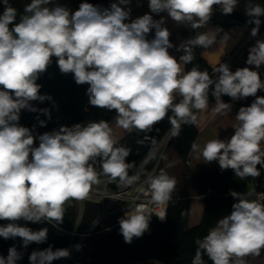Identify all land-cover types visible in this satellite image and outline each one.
Segmentation results:
<instances>
[{
    "label": "clouds",
    "instance_id": "clouds-1",
    "mask_svg": "<svg viewBox=\"0 0 264 264\" xmlns=\"http://www.w3.org/2000/svg\"><path fill=\"white\" fill-rule=\"evenodd\" d=\"M0 14V237L20 238L23 247L44 243L48 229L32 230L19 221L31 223L63 222L65 203L84 200L98 185L103 175L109 182L127 187L140 179L129 175L133 163L126 162L130 150L118 146L110 122L60 126L51 132L34 135L19 123L22 110L39 112L51 119L50 110L38 109L33 101L51 100L42 95L39 77L52 64L53 58L62 74H73L77 85L87 84L86 95L91 106L116 113L115 124L126 130H150L168 117L174 128L181 123L195 124L196 111L209 108V95L214 98L212 112L225 115L232 101L254 97L235 114L234 134L227 139H211L193 149L204 163L218 162L221 171L231 169L240 179L258 177L264 168V80L258 69L264 65V39L256 40L248 50L246 67L232 71L221 63L208 71L193 66L184 72L181 64L191 63L195 47L208 48L222 29H208L183 41L179 46L170 40L165 17L196 30L206 27L218 6L230 15L238 0H148L149 13L132 19L131 0H115L104 8L83 0L75 11L55 0H31L17 20V9L2 0ZM51 5V6H50ZM249 23L256 37L264 16L260 4H246ZM11 25V27H10ZM154 30L152 39L148 36ZM225 36H228L227 33ZM176 47L184 54L177 59L169 49ZM250 66V67H249ZM176 94L181 97L177 103ZM171 111L172 116H168ZM46 126L45 120H39ZM39 140L38 146L35 141ZM99 159L102 172L94 167ZM258 165L260 166L258 168ZM146 201L135 202L118 219L125 243L149 230L154 205L165 206L175 189V177L161 170L145 180ZM234 199L230 214L217 221L202 239L197 238L193 264H203L201 252L212 264H248L247 257H259L264 251V193L231 192ZM155 216L162 222L164 212ZM80 250V245L75 246ZM69 249L53 250L51 246L34 250L29 264H52L68 258ZM22 254L15 246L0 264H17Z\"/></svg>",
    "mask_w": 264,
    "mask_h": 264
},
{
    "label": "trees",
    "instance_id": "trees-1",
    "mask_svg": "<svg viewBox=\"0 0 264 264\" xmlns=\"http://www.w3.org/2000/svg\"><path fill=\"white\" fill-rule=\"evenodd\" d=\"M106 2L107 0H90V3L101 7H104ZM2 7L3 2L0 0V9ZM158 16L153 14L154 19H157ZM249 19L246 11L234 10L232 14L226 16L221 24L220 29L222 31L218 33V37L224 36L228 28L236 23H245L249 27V31H251L255 25L249 23ZM260 19L262 22L259 34H264V16H261ZM153 36L154 30L149 34L148 39H152ZM187 39L189 37H186L183 41ZM170 40L173 43V34L170 35ZM201 52L202 47L193 48L192 55L194 59L191 63L185 65V72L190 71L193 66H198L199 70L208 71L210 77L214 79L215 73H213V69L215 67H212L207 62ZM183 54L180 51V56ZM260 75L261 79L264 80L263 75L261 73ZM37 83L42 86L40 89L41 94L48 95L52 99L44 102L33 101L32 104L38 109H49L51 119L39 112L22 110L19 123L30 129L35 126L34 135L38 136L45 132H51L54 129H59L62 125L71 127L77 123L87 124L92 121H108L115 114L114 111L89 105L88 96L86 95L89 85H77L73 74H62L55 62V58H53V62L47 71L39 77ZM257 95L264 96V91H259ZM180 99L181 97L177 96L175 102L178 103ZM222 99L232 101L226 95ZM253 99L254 97H249L234 102L247 106ZM209 100H214L211 94L209 95ZM168 116H172L171 111H169ZM39 120H45L46 126H40ZM172 128L173 125L169 122L168 117H165L163 121L153 125L144 134L139 135L136 132H131L123 140L118 141V146H124L130 150L126 162L133 163V167L129 170V173ZM198 134L199 130L196 123H181L175 129L170 143L183 161L188 158ZM35 144L38 146V139ZM94 167L97 172H102L99 159L95 162ZM260 172V176L254 177L257 181L256 188L264 190V168H261ZM233 173L234 171L231 169L221 171L219 165L214 168L204 167L197 173L195 182L199 185L201 192L207 191L208 187L217 190L204 197V213L202 220L198 224L193 226L189 224L191 197H175L169 205L166 221L162 222L153 215L150 220L149 230L139 238L134 237L130 244L125 243L119 231V224H117L109 233L103 236L91 237L87 242L88 249L78 251L74 256V260L84 262V264H96V262H98L97 264H193V259L197 253L196 239H202L206 236L209 230L217 225L219 219L231 212L232 204L235 201L231 195L225 196L223 194L234 185ZM101 207L102 204L98 201L90 199L85 201L82 218L78 225L79 230H84L91 224ZM77 218V201L72 200L65 208L63 222L56 226L53 224L55 222L31 223L21 220L18 223L34 231L47 228L48 236L46 242L40 244L31 243L25 248L22 240L18 237L7 240L0 237V255L7 257L9 248L15 246L17 251L22 254V259L17 264H29V256L34 250H43L49 246L53 250L67 249L71 240L68 230L75 228ZM7 223L8 221L6 220H0V225ZM201 256L203 264H212L206 253L201 252ZM59 260L53 261L52 264H57ZM109 260H112V262L110 263Z\"/></svg>",
    "mask_w": 264,
    "mask_h": 264
},
{
    "label": "crops",
    "instance_id": "crops-1",
    "mask_svg": "<svg viewBox=\"0 0 264 264\" xmlns=\"http://www.w3.org/2000/svg\"><path fill=\"white\" fill-rule=\"evenodd\" d=\"M30 2L31 0H9L11 6L17 9L18 14L16 22H19L20 15L24 13L25 5ZM82 2L83 0H55V3L65 6L72 11L77 10L80 3ZM87 2L90 3V0H87ZM113 2H115V0H107L104 7H109ZM248 2L249 0H238V5L236 6L235 10L246 11V4ZM251 2L260 4L262 7H264V0H251ZM129 7H131L132 9V19H135L136 17L141 16L145 13H149L150 11L148 8V0H131V4L129 5ZM3 11L4 5L0 9V13L2 14ZM213 14L214 17L209 21L206 27L202 28L201 32L207 31L208 29L221 28V24L223 23L227 15L222 14L219 11L218 6L214 9ZM160 16L165 17L166 23L164 26L169 29L171 34H173V43L175 46H179L186 37H193L186 32L185 25L177 24L170 17H168L166 13H161L158 16L157 20L160 19ZM215 21H219L218 24H214ZM178 30L179 34H177ZM226 33L228 36H225ZM226 33L221 38H219L217 34L215 43L210 47H202V56L212 67H218L221 63H227L230 65L231 70L235 71L237 68L248 66L246 65L248 50L255 44L256 40L264 39V34L258 33L256 37H253L251 35V31H249V27L245 23H236L231 25ZM169 53L177 59H179L180 57V51H177L176 47L169 49ZM181 67L185 72V64L182 63ZM258 71L264 77V65H262L258 69ZM177 96H179V94H176V97ZM223 101L232 104V110L228 114L218 115L212 112V107L215 104V100H209V108L207 110L196 112V124L198 126L199 134L194 145H199L202 147L208 140L217 138L227 139L234 134V129L232 128V126L236 123L235 114L237 113L239 108L244 105L229 100ZM115 115L116 113L108 121L110 122V126L113 129V134L118 141L123 140L131 132H136L137 134L142 135L147 131L135 128L131 130L123 129L122 127H119L115 124ZM187 159H189V163H187L186 160L183 161L176 152L172 155H169L167 159L164 156L160 167H165L167 170L171 171V173L169 172L170 176L175 177L176 185L175 189L173 190V194L175 197H191L189 224L190 226H193L198 224L202 220L205 208V201L204 198L200 196L201 189L195 182V176L202 168H214L219 164L216 161H213L211 163H204L202 156H200L193 149V147ZM233 178V187L242 189L244 193H253L257 189V181L254 177L240 179L235 175V173H233ZM248 198L254 199L253 195L249 196ZM79 214L80 210L78 215ZM215 226H213L212 228H214ZM246 259L248 261V264H264V251L261 252V255L259 257L249 256ZM72 264H84V262L74 260Z\"/></svg>",
    "mask_w": 264,
    "mask_h": 264
},
{
    "label": "built area",
    "instance_id": "built-area-1",
    "mask_svg": "<svg viewBox=\"0 0 264 264\" xmlns=\"http://www.w3.org/2000/svg\"><path fill=\"white\" fill-rule=\"evenodd\" d=\"M213 17L214 14L212 15L211 19ZM201 30L202 28L194 30L190 26H186V32L191 36L201 32ZM175 129L176 128L174 127L170 129L160 140V142L153 148V150L132 171H130V176L136 174L140 175V179L132 185L120 187L117 183L109 182L107 177H100L101 182L98 185L93 186V190L90 192L87 199L100 202L102 204L101 210L99 211L96 218L91 222V224L84 230H79L78 228L79 222L81 220V215H78L75 228L73 230H68L69 234L71 235V240L67 248L70 251V256L68 258H61L58 264H72L74 262L75 254L87 246V242L91 237L103 236L112 231L113 228L119 224L118 221L111 222V218L115 216L119 218L123 217L126 211H128L131 207H134L133 201L139 203L147 200V197L144 194V191H147L145 180L147 179L148 175H157L163 161L166 147L169 144ZM186 162L189 163V159H186ZM142 189H144V191H141ZM216 191L217 190L208 187L207 191L200 193V196L204 198L210 193H214ZM233 191L244 193L242 189L232 186L227 192H224L223 195L229 196ZM256 193H264V190L256 189L253 192L254 199L256 198ZM174 198L175 196L172 192L171 199L165 206L156 208L154 205H149L150 208L154 209L153 215H155L157 212H164L167 219L169 205L174 200ZM70 203L66 202L64 207L66 208ZM166 219L164 221H166ZM158 220L160 219L158 218ZM76 245L81 246L80 250L76 249Z\"/></svg>",
    "mask_w": 264,
    "mask_h": 264
},
{
    "label": "rangeland",
    "instance_id": "rangeland-1",
    "mask_svg": "<svg viewBox=\"0 0 264 264\" xmlns=\"http://www.w3.org/2000/svg\"><path fill=\"white\" fill-rule=\"evenodd\" d=\"M218 22L219 21H215V23L214 24H218ZM177 34H179V30L177 31ZM231 56V55H230ZM229 56V57H230ZM173 153H176L175 152V150H174V148H173V145L169 142V144L167 145V147H166V150H165V154H164V156H165V158L167 159L168 157H169V155H172ZM161 170H164L165 172H167V174L170 176V173H171V171H169V170H167L165 167H160V169L158 170V173L157 174H159V172L161 171ZM170 172V173H169ZM87 200V198L86 199H84V200H76L77 201V207H78V213H79V210H80V215L82 214V212H83V209H84V206H85V201ZM69 203L71 202V200H69L68 201ZM118 219H119V217H117V216H115V217H113V218H111V222H115V221H118ZM109 262L111 263L112 262V260H109Z\"/></svg>",
    "mask_w": 264,
    "mask_h": 264
},
{
    "label": "water",
    "instance_id": "water-1",
    "mask_svg": "<svg viewBox=\"0 0 264 264\" xmlns=\"http://www.w3.org/2000/svg\"><path fill=\"white\" fill-rule=\"evenodd\" d=\"M88 248H87V246H85L84 248H83V250H87ZM98 262H96V264H97Z\"/></svg>",
    "mask_w": 264,
    "mask_h": 264
}]
</instances>
